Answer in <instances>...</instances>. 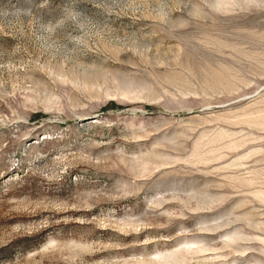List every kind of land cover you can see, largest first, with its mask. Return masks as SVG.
<instances>
[{"label":"rangeland","instance_id":"1","mask_svg":"<svg viewBox=\"0 0 264 264\" xmlns=\"http://www.w3.org/2000/svg\"><path fill=\"white\" fill-rule=\"evenodd\" d=\"M0 264H264V0H0Z\"/></svg>","mask_w":264,"mask_h":264}]
</instances>
